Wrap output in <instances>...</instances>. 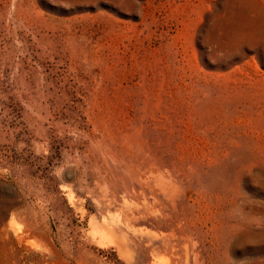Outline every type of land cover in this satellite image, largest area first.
Here are the masks:
<instances>
[{
    "label": "rangeland",
    "instance_id": "obj_1",
    "mask_svg": "<svg viewBox=\"0 0 264 264\" xmlns=\"http://www.w3.org/2000/svg\"><path fill=\"white\" fill-rule=\"evenodd\" d=\"M0 264H264V0H0Z\"/></svg>",
    "mask_w": 264,
    "mask_h": 264
}]
</instances>
